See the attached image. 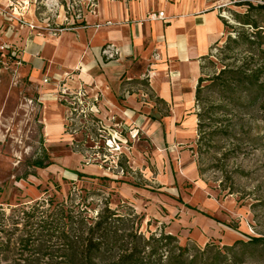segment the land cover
Wrapping results in <instances>:
<instances>
[{
  "label": "crops",
  "instance_id": "obj_1",
  "mask_svg": "<svg viewBox=\"0 0 264 264\" xmlns=\"http://www.w3.org/2000/svg\"><path fill=\"white\" fill-rule=\"evenodd\" d=\"M218 3L97 0L96 17L86 14L83 26L56 37L41 29L31 8L23 15L26 25H20L15 17L6 19L8 23H0V35L8 45L19 48L20 76L30 83L34 94L31 107L41 110L40 122L50 140L65 134L67 113L65 106L56 101L59 91L84 88L97 97L95 117L103 125L120 124L126 132H137L136 141H130L129 150L124 151L132 175L138 172L146 177L152 169L159 187L170 190L193 184L192 200L212 207L190 148L197 131L196 88L205 60L223 40L226 30ZM158 12L163 13V20L147 19ZM105 22L110 25L104 26ZM28 24L35 28L30 29ZM107 44L120 50L118 58L108 61L102 57L101 49ZM125 136L129 138L127 133ZM65 137L71 139L67 134ZM81 173L96 178L93 180L113 177L101 167ZM116 192L137 213L154 214L150 203H146L147 210L138 209L145 192L141 185L122 183ZM195 215L189 216L193 222L188 224L187 232L196 244L207 243L203 234L217 237L212 229L224 233L223 225L220 230L207 217Z\"/></svg>",
  "mask_w": 264,
  "mask_h": 264
},
{
  "label": "rangeland",
  "instance_id": "obj_2",
  "mask_svg": "<svg viewBox=\"0 0 264 264\" xmlns=\"http://www.w3.org/2000/svg\"><path fill=\"white\" fill-rule=\"evenodd\" d=\"M218 1L219 13L230 21L223 40L204 62V73L199 82L200 100L198 108L195 107V114L202 117V128L201 133L196 131L190 148L202 172L200 181L212 201V207H205L201 200H192L193 184H181L172 187L173 190L159 187L150 166V174L146 177L138 172L132 175L127 163L123 174L118 172L119 168L113 170L112 158L102 149L104 139L101 137L104 134L95 127L89 125L88 129L79 130L71 139L66 138L65 133L50 140L40 122L41 110L28 105V100L34 96L30 83L20 76L19 70L14 75L15 69L11 64H3L5 60L1 58L3 54L0 51V207L5 213L8 214L11 208L52 196L61 202L66 201L69 192L77 196L94 192L87 198L93 215L105 201L113 210H131L142 217L140 232L145 237L177 230L172 234L180 246L198 248L207 244L222 248L238 240L249 242L251 238L264 240V124L256 119L251 105L247 107L240 102L238 109L229 104V99L223 100L222 90V70L257 66L256 60L250 61L248 46L240 40L229 43L227 38L236 40L238 33H252L253 30L241 25L236 16L247 13V4L264 6V0ZM26 3H29L28 10L32 8L36 14H42L47 6L53 5L48 0H0V23L9 22L6 19H11L15 13L14 5L24 7ZM56 3L59 6L80 4L82 11L86 5L83 0H56ZM57 12L63 14L61 9ZM51 14L55 16V13ZM251 18L264 28V11L252 12ZM4 44L8 43L0 35V47ZM99 159L106 162L101 164ZM36 160H43L45 164L50 162L51 165L45 169L34 168L32 163ZM95 167L113 175L111 180L114 183L75 175ZM108 167L111 169L107 170ZM123 182L141 185L145 192L138 209L147 210L149 206L146 203H150L155 210L153 215L148 211L137 213L130 202L118 196L116 188ZM200 196L203 199L205 194ZM200 212L209 216L206 219L214 222L215 227L220 230L222 225L225 227L223 234L211 230L217 237L207 238L203 234L204 241H207L205 245L196 244L190 238L191 233L187 232L188 224L193 222L189 216ZM240 264H264V254L259 251L246 254Z\"/></svg>",
  "mask_w": 264,
  "mask_h": 264
},
{
  "label": "trees",
  "instance_id": "obj_3",
  "mask_svg": "<svg viewBox=\"0 0 264 264\" xmlns=\"http://www.w3.org/2000/svg\"><path fill=\"white\" fill-rule=\"evenodd\" d=\"M246 6L247 13L236 18L241 25L249 26L252 33H238L236 40L227 38V41L238 43L240 40L248 46L250 61L256 60L257 66L222 70L223 100L229 99L234 107L240 102L247 107L251 105L256 119L264 124V28L251 18L252 12L264 11V6ZM222 21L228 27L229 23ZM199 82L196 108L200 100ZM196 117L197 132L201 133L202 117ZM126 163V158L121 157L117 164L122 174L127 170ZM50 165L43 160L32 163L38 169ZM198 171L201 175V170ZM75 175L96 179L81 173ZM97 179L114 182L108 177ZM73 193H68L66 201L59 202L52 196L11 208L8 214L0 207V264H240L246 254L257 251L264 254V240L260 238H251L249 242L238 240L222 248L212 244L198 248L180 246L170 234L145 237L140 232L142 217L133 211L113 210L105 201L93 215L87 198L95 193L78 196ZM177 201L182 203L180 199Z\"/></svg>",
  "mask_w": 264,
  "mask_h": 264
},
{
  "label": "built area",
  "instance_id": "obj_4",
  "mask_svg": "<svg viewBox=\"0 0 264 264\" xmlns=\"http://www.w3.org/2000/svg\"><path fill=\"white\" fill-rule=\"evenodd\" d=\"M52 3V6H47V10L42 14H36L38 16V21L42 25L41 29L50 34L53 37H56L60 33L64 31L73 30L76 27L83 26L85 23V15L91 14L92 16H97V0H83L85 5V9L78 6L65 4L59 6L56 3V0H48ZM13 6V3H10ZM23 5V4H22ZM25 6H21L19 4L14 5V10L17 12V15L12 14V17L20 23V25H26V22L23 18V15L28 12L29 3L24 4ZM55 8L54 12L53 9ZM62 10L63 14L60 15L57 10ZM51 13H55V16H52ZM221 19H224L229 23V19L224 17L222 14H219ZM148 20H163L164 15L162 12H158L155 14H150L147 17ZM30 29H34L35 26L28 24ZM104 26L110 25V22H105ZM101 25L97 24L96 27H100ZM0 51L3 55L1 58L5 60L3 64H11L15 69L14 75H17L18 68L21 66V61L18 57L19 48L14 45L4 44L0 47ZM101 55L105 60L111 61L120 56V50L112 44H107L101 49ZM158 57L154 56L156 60ZM149 76V74H148ZM47 80H44L46 83ZM56 101L63 104L66 108V125H65V133L73 138L76 133L81 129H88L90 127H95L98 129L99 133L104 134V139L102 142V149L109 155L114 163L113 170H117V162L119 158L125 157L124 151L129 150L130 141L137 137V132L133 133V131L129 130L126 132L124 128L120 124H112L111 126H105L101 121H99L96 117V109L95 103L97 102V97L90 96L84 88H79L75 91H69L66 88H61L58 95L56 96ZM28 105L33 106V101L28 100ZM127 133L128 137L125 136ZM101 164L106 162L104 159H99ZM98 161V162H99ZM110 167L107 170L111 169ZM122 173L120 170L118 171Z\"/></svg>",
  "mask_w": 264,
  "mask_h": 264
}]
</instances>
